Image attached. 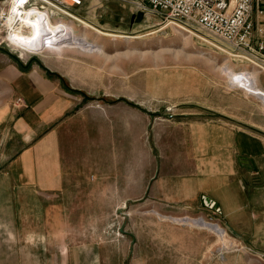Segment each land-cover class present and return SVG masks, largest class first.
<instances>
[{
    "label": "rangeland",
    "instance_id": "1",
    "mask_svg": "<svg viewBox=\"0 0 264 264\" xmlns=\"http://www.w3.org/2000/svg\"><path fill=\"white\" fill-rule=\"evenodd\" d=\"M136 2L82 0V6L71 8L80 22L63 16L54 21L73 22L90 41L102 46L101 51H68L50 60L42 56L48 51L29 53L16 47L6 21L0 20V66L20 57L23 65L42 62L58 69L91 107L90 144L83 153H75V162H85L86 168L72 190L75 196L82 192L91 196L75 200L74 220L80 228L77 240L99 244L92 250L94 255L106 258V264H201L212 255L221 259L235 245L224 246L214 233L187 220L203 216L217 223L209 212L202 208L186 215L180 208L150 199L146 178L157 169L160 158L147 138V124L167 121L168 114L176 121L185 112H216L224 121L232 118L241 123L260 114L264 123V102L244 86L234 85L232 78L249 71L264 89V73L234 61L217 43L139 10ZM10 4L11 0H0V15L8 18ZM85 95L114 103L89 100ZM99 107L106 110L107 129L101 133L105 145L98 137L95 144L99 119L94 108ZM135 122L138 132L130 128Z\"/></svg>",
    "mask_w": 264,
    "mask_h": 264
},
{
    "label": "crops",
    "instance_id": "2",
    "mask_svg": "<svg viewBox=\"0 0 264 264\" xmlns=\"http://www.w3.org/2000/svg\"><path fill=\"white\" fill-rule=\"evenodd\" d=\"M68 25L81 32L73 22ZM42 56L50 60L57 55ZM21 59L0 66V264H106V258L92 252L99 244L75 237L80 231L75 200L91 199L89 193L75 196L72 190L86 168L85 162H75V153L90 144L91 107L58 69L42 62L23 65ZM247 72L264 91L258 76ZM94 109L99 119L95 144L98 137L105 145L106 110ZM218 116L185 112L176 121L173 115L147 124L160 164L147 176L146 191L153 202L186 215L203 208V196L218 205V210H203L235 246L223 258L206 256L201 264H264L262 116L243 123ZM130 128L138 132V123Z\"/></svg>",
    "mask_w": 264,
    "mask_h": 264
},
{
    "label": "built area",
    "instance_id": "3",
    "mask_svg": "<svg viewBox=\"0 0 264 264\" xmlns=\"http://www.w3.org/2000/svg\"><path fill=\"white\" fill-rule=\"evenodd\" d=\"M136 1L139 10L150 11L161 16L164 23L217 43L234 61L264 73V0ZM80 6L82 0H24L21 8L46 10L52 20H62L63 16L78 21L71 8ZM3 19H7L4 14L0 15ZM17 103L23 100L19 98Z\"/></svg>",
    "mask_w": 264,
    "mask_h": 264
},
{
    "label": "bare ground",
    "instance_id": "4",
    "mask_svg": "<svg viewBox=\"0 0 264 264\" xmlns=\"http://www.w3.org/2000/svg\"><path fill=\"white\" fill-rule=\"evenodd\" d=\"M23 1L17 5L19 0L16 2L11 0L10 11L6 20L10 39L19 49L29 53L48 51L54 52L56 55H63L64 52L76 50L101 51L102 46L97 44L98 42L90 41L87 34L77 32L74 27L64 22L52 23V19L45 11L36 7L21 8ZM233 79L234 84L244 86L250 94L257 96L264 102V91L255 85V80L250 73L247 71L238 73L233 75ZM187 220L191 222V226L214 233L224 246L233 247L235 244L226 230L217 223L207 221L204 217L192 220L187 218Z\"/></svg>",
    "mask_w": 264,
    "mask_h": 264
},
{
    "label": "water",
    "instance_id": "5",
    "mask_svg": "<svg viewBox=\"0 0 264 264\" xmlns=\"http://www.w3.org/2000/svg\"><path fill=\"white\" fill-rule=\"evenodd\" d=\"M143 13L142 12H140V13H138L137 14V16H138V19L139 20H141L142 19V17H143ZM138 20V21H139ZM48 71L49 72H51L49 69H48ZM85 97L87 98V99H89V100H101V101H103V102H105V103H111V102H109L108 100H106L105 98H101V99H96V98H92V97H89V96H86L85 95ZM151 116H153L154 114H150ZM201 205H202V207L203 208H205V209H210V210H218V205L216 204V203H214V202H208V198L207 197H205V196H203L202 197V199H201Z\"/></svg>",
    "mask_w": 264,
    "mask_h": 264
},
{
    "label": "trees",
    "instance_id": "6",
    "mask_svg": "<svg viewBox=\"0 0 264 264\" xmlns=\"http://www.w3.org/2000/svg\"><path fill=\"white\" fill-rule=\"evenodd\" d=\"M52 75H55L56 76L57 74H52ZM75 92H78V91H75Z\"/></svg>",
    "mask_w": 264,
    "mask_h": 264
}]
</instances>
